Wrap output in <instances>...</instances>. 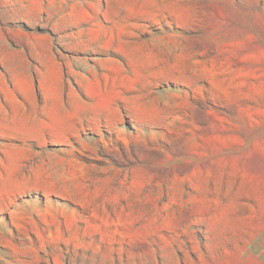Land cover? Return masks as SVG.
<instances>
[{
    "label": "rangeland",
    "instance_id": "obj_1",
    "mask_svg": "<svg viewBox=\"0 0 264 264\" xmlns=\"http://www.w3.org/2000/svg\"><path fill=\"white\" fill-rule=\"evenodd\" d=\"M0 264H264V0H0Z\"/></svg>",
    "mask_w": 264,
    "mask_h": 264
}]
</instances>
